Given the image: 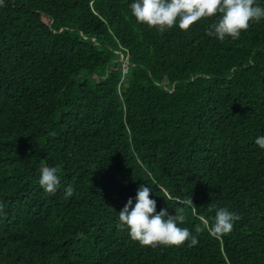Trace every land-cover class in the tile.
<instances>
[{"label": "trees", "instance_id": "trees-1", "mask_svg": "<svg viewBox=\"0 0 264 264\" xmlns=\"http://www.w3.org/2000/svg\"><path fill=\"white\" fill-rule=\"evenodd\" d=\"M131 2L0 5V264H264V20L221 42L215 18L160 32ZM153 180L197 245L117 228ZM221 207L240 219L217 239L203 220Z\"/></svg>", "mask_w": 264, "mask_h": 264}, {"label": "clouds", "instance_id": "clouds-1", "mask_svg": "<svg viewBox=\"0 0 264 264\" xmlns=\"http://www.w3.org/2000/svg\"><path fill=\"white\" fill-rule=\"evenodd\" d=\"M3 2L4 0H0V5ZM130 8L138 22L155 27L160 32L173 27L189 30L205 18H215L207 34L221 42L229 37L238 40L242 32L252 24L264 20V0H132ZM125 63L127 66L128 63ZM256 143L264 148V136L257 137ZM60 183L57 167L40 169L39 184L44 191L55 193ZM152 185L162 190L155 180L151 184H141L135 197H130L118 212L117 228L126 230L131 239L138 241L141 246L179 247L186 242L189 247L197 245L198 237L188 227L180 226L186 219L182 208L176 210L174 215L167 208L157 211ZM65 192L71 196L72 186H67ZM176 203H181L179 198H176ZM190 203L193 205L192 201ZM239 219L235 212L221 207L216 210L213 223L209 224L207 220H203V223L211 236L220 239L233 231L234 224ZM202 230L200 227L196 228V232Z\"/></svg>", "mask_w": 264, "mask_h": 264}, {"label": "built area", "instance_id": "built-area-1", "mask_svg": "<svg viewBox=\"0 0 264 264\" xmlns=\"http://www.w3.org/2000/svg\"><path fill=\"white\" fill-rule=\"evenodd\" d=\"M126 67V66H125ZM127 72V70L125 69V73Z\"/></svg>", "mask_w": 264, "mask_h": 264}, {"label": "rangeland", "instance_id": "rangeland-1", "mask_svg": "<svg viewBox=\"0 0 264 264\" xmlns=\"http://www.w3.org/2000/svg\"><path fill=\"white\" fill-rule=\"evenodd\" d=\"M124 58V56H122Z\"/></svg>", "mask_w": 264, "mask_h": 264}, {"label": "water", "instance_id": "water-1", "mask_svg": "<svg viewBox=\"0 0 264 264\" xmlns=\"http://www.w3.org/2000/svg\"><path fill=\"white\" fill-rule=\"evenodd\" d=\"M123 60V59H122Z\"/></svg>", "mask_w": 264, "mask_h": 264}]
</instances>
